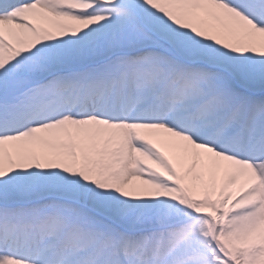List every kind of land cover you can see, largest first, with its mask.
<instances>
[{
	"label": "snow or ice",
	"instance_id": "snow-or-ice-1",
	"mask_svg": "<svg viewBox=\"0 0 264 264\" xmlns=\"http://www.w3.org/2000/svg\"><path fill=\"white\" fill-rule=\"evenodd\" d=\"M0 264H264V0H0Z\"/></svg>",
	"mask_w": 264,
	"mask_h": 264
}]
</instances>
